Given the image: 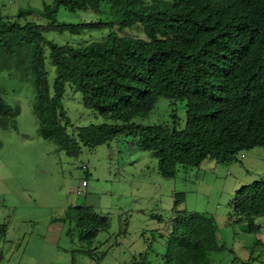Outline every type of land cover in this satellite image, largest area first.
<instances>
[{
	"label": "trees",
	"instance_id": "1",
	"mask_svg": "<svg viewBox=\"0 0 264 264\" xmlns=\"http://www.w3.org/2000/svg\"><path fill=\"white\" fill-rule=\"evenodd\" d=\"M61 8L93 10L99 17L61 22ZM35 12L21 9L11 17L0 10V71L17 67L33 77L42 136L68 156L79 157L84 146L95 150L132 138L158 159L161 175L171 178L183 166L207 159L228 164L244 151L264 147V0H52L39 11L48 24L29 20ZM138 26L145 37L119 32ZM105 29L112 30L105 40L79 46L47 36ZM48 60L56 70L52 87ZM68 85L104 122L70 131ZM162 97L172 108L186 105L184 128L176 111L172 123H140ZM21 113L0 85V128L17 130ZM185 200V193L177 194V206ZM232 210L235 225L260 233L264 180L239 190ZM66 219L76 221L69 232L79 238L80 250L95 258L92 244L111 228L110 218L91 206H73ZM171 235L159 264H211L212 252L221 250L218 224L207 213L178 215ZM142 258L133 264H152L147 253Z\"/></svg>",
	"mask_w": 264,
	"mask_h": 264
},
{
	"label": "rangeland",
	"instance_id": "2",
	"mask_svg": "<svg viewBox=\"0 0 264 264\" xmlns=\"http://www.w3.org/2000/svg\"><path fill=\"white\" fill-rule=\"evenodd\" d=\"M46 2L52 0H0V10L14 17L21 9H33L36 12L29 20L48 24V19L39 13ZM98 17L93 10L71 13L61 8L59 13V20L67 23L89 22ZM111 31L90 30L79 35L51 32L47 36L58 44L79 46L105 40ZM119 32L123 36L145 37L141 26ZM48 62L52 87L56 70ZM0 85L9 102L22 108L17 130L0 128V229L11 232L5 238L0 236L4 264H31L34 247L24 230L32 227L23 220L37 219L33 228L45 232L50 217L73 206H91L111 220V228L101 232L92 244L95 258L81 251L76 240L74 264H133L143 260L142 253H147L152 264H159L168 251L175 218L195 211L213 216L218 224L221 250L212 252L211 264H264V217L257 218L260 233L248 232L235 225L232 210L239 190L264 180V147L244 151L239 161L228 164L207 159L200 166H183L171 178L161 175L158 159L135 146L132 138H121L111 147L103 145L95 150L84 146L79 157H70L42 136L33 107V77L21 68L11 67L0 71ZM64 103L74 125L71 132L75 127L104 122L100 114L84 105L82 94L71 85ZM173 111L178 113L180 128H184L186 105L179 103L172 108L166 97L160 99L149 117L139 121L144 125L172 123ZM84 179L89 186L86 192L79 193L77 189ZM182 192L186 200L177 206V194ZM19 232L23 242L18 246L10 240ZM67 239L71 245L72 240ZM52 263L55 264L49 252L32 264Z\"/></svg>",
	"mask_w": 264,
	"mask_h": 264
},
{
	"label": "crops",
	"instance_id": "3",
	"mask_svg": "<svg viewBox=\"0 0 264 264\" xmlns=\"http://www.w3.org/2000/svg\"><path fill=\"white\" fill-rule=\"evenodd\" d=\"M26 221L28 223L30 222L32 227L30 230H24L26 237L29 234L28 241H30V246L32 245L34 247V255L29 258L31 264L33 262H39V260L45 257L49 252L52 253V259L55 264H74V262H72L74 260V249H76V240L79 238H73L69 232V229L72 225H75L76 221L66 219V211L57 217H50L49 220H47L48 228L45 232L33 228L39 222L37 219L29 220V218H26L23 220V222ZM9 235H11L9 230L0 229L1 237L5 238V236ZM22 238L23 235L19 232L16 238L10 241L19 246L23 242L19 239ZM67 238L72 240L71 245H69ZM0 256V264H4L6 257L3 253H1Z\"/></svg>",
	"mask_w": 264,
	"mask_h": 264
},
{
	"label": "built area",
	"instance_id": "4",
	"mask_svg": "<svg viewBox=\"0 0 264 264\" xmlns=\"http://www.w3.org/2000/svg\"><path fill=\"white\" fill-rule=\"evenodd\" d=\"M85 168H86V166H85ZM88 185H89V181L88 180H84L82 182V185L77 189V191L79 193L85 192L86 191V188L88 187Z\"/></svg>",
	"mask_w": 264,
	"mask_h": 264
},
{
	"label": "clouds",
	"instance_id": "5",
	"mask_svg": "<svg viewBox=\"0 0 264 264\" xmlns=\"http://www.w3.org/2000/svg\"><path fill=\"white\" fill-rule=\"evenodd\" d=\"M86 167H87V166H86ZM84 180H87V179H84ZM84 180H83V181H84ZM81 185H82V184H81ZM81 185H80V186H81ZM80 186H79V187H80ZM88 186H89V185H88ZM79 187H78V188H79ZM85 192H86V191H85Z\"/></svg>",
	"mask_w": 264,
	"mask_h": 264
}]
</instances>
